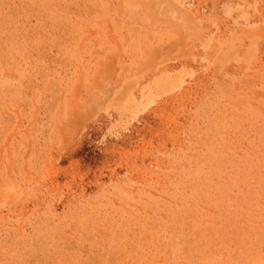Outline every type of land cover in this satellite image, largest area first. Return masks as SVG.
Wrapping results in <instances>:
<instances>
[{
	"label": "rangeland",
	"instance_id": "1",
	"mask_svg": "<svg viewBox=\"0 0 264 264\" xmlns=\"http://www.w3.org/2000/svg\"><path fill=\"white\" fill-rule=\"evenodd\" d=\"M0 264H264V0H0Z\"/></svg>",
	"mask_w": 264,
	"mask_h": 264
}]
</instances>
